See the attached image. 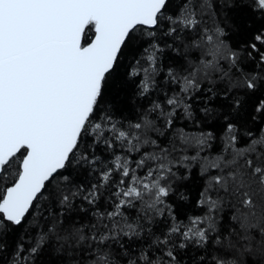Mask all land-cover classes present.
Listing matches in <instances>:
<instances>
[{
  "label": "snow or ice",
  "instance_id": "6c2138e0",
  "mask_svg": "<svg viewBox=\"0 0 264 264\" xmlns=\"http://www.w3.org/2000/svg\"><path fill=\"white\" fill-rule=\"evenodd\" d=\"M0 264H264V0H0Z\"/></svg>",
  "mask_w": 264,
  "mask_h": 264
},
{
  "label": "trees",
  "instance_id": "16d2710c",
  "mask_svg": "<svg viewBox=\"0 0 264 264\" xmlns=\"http://www.w3.org/2000/svg\"><path fill=\"white\" fill-rule=\"evenodd\" d=\"M170 55H172V53H165V55L162 56L161 59L164 60L165 63H171L170 60L166 59V57H167V56H170ZM123 95H124V94L122 93L121 96H123ZM221 103H224V101H223V100H217V101H215V103H213L211 106H212V107H218L219 104H221ZM132 104H133V101H132L131 98H129V100H128V105H129V107H128V109H127L126 111H124V113H123L124 116H127V117H132V116H134L135 111H134V109H133V107H132ZM200 107H203V105L198 104V105L196 106V108L193 109L194 117L202 118V117L204 116V113L198 110ZM118 118H119V117H118ZM205 123H211V120L205 121ZM179 124H180L181 126H185V125L183 124V122H179ZM201 129H203V130H205V131H210V130H212V129L204 128L203 124H200V123H197V124L194 125L191 121L187 122V124H186V126H185V130H186V131H189V132H197V131H200ZM216 130L219 132V129H216ZM97 154L99 155L100 153H97ZM183 205H184V206L181 207V208L179 209L180 212L185 213V214H187V215H198V214H200V213H199V210L196 209V208L191 204V200H189V201H187V202H183ZM181 218L183 219L184 216H181ZM188 253H189V256H191V255L193 254V253H192V249H189V250H188ZM44 259L47 260V257H44Z\"/></svg>",
  "mask_w": 264,
  "mask_h": 264
}]
</instances>
